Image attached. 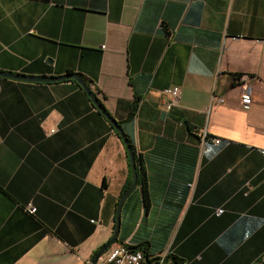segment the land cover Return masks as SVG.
Masks as SVG:
<instances>
[{"label":"crops","instance_id":"0c3cea01","mask_svg":"<svg viewBox=\"0 0 264 264\" xmlns=\"http://www.w3.org/2000/svg\"><path fill=\"white\" fill-rule=\"evenodd\" d=\"M0 71L79 74L122 125L138 182L117 243L264 264V0H0ZM243 74L256 77L250 104ZM131 175L77 81L0 76V264H88Z\"/></svg>","mask_w":264,"mask_h":264},{"label":"built area","instance_id":"2783aa9c","mask_svg":"<svg viewBox=\"0 0 264 264\" xmlns=\"http://www.w3.org/2000/svg\"><path fill=\"white\" fill-rule=\"evenodd\" d=\"M256 77L250 74H243L238 80V86L242 92V101L245 104H250L254 97V83ZM164 95L169 98L167 109L172 110L181 101L182 88L179 86H172L163 90ZM206 136V134H205ZM220 143V139H215ZM264 153V151H263ZM25 210L30 214L37 213V207L32 203L24 206ZM224 208H219L216 215L220 216L224 213ZM92 222H96L92 220ZM128 244H114L107 250L99 259L97 264H176L173 257L163 254L156 259L147 257V254L142 249H132Z\"/></svg>","mask_w":264,"mask_h":264},{"label":"water","instance_id":"95a60500","mask_svg":"<svg viewBox=\"0 0 264 264\" xmlns=\"http://www.w3.org/2000/svg\"><path fill=\"white\" fill-rule=\"evenodd\" d=\"M0 76L7 77V78H14L19 80H28V81H36V82H54V81H62L66 79H75L79 85L88 93L90 98L92 99L95 106L109 119V121L112 123L113 127L119 132L120 136L123 138L128 151L130 155L131 165H132V171H133V182L132 185L128 188V190L122 195L118 206H117V213H116V226L115 231L110 240H108L102 248L97 252V254L91 259V261L88 264H97L100 257L114 244L118 241V236L121 228V213H122V207L126 200V198L129 196V194L135 189L138 182V172H137V166H136V158L135 154L133 153V147L132 144L126 135L124 129L122 128V125L115 119L113 116L102 106L99 99L95 96L93 90L87 83V80L83 78L79 74L70 73L65 76H60L57 78L54 77H34V76H26L21 74H13L9 72H3L0 71Z\"/></svg>","mask_w":264,"mask_h":264},{"label":"trees","instance_id":"16d2710c","mask_svg":"<svg viewBox=\"0 0 264 264\" xmlns=\"http://www.w3.org/2000/svg\"><path fill=\"white\" fill-rule=\"evenodd\" d=\"M66 80H72V81H75V82H76L75 79H66ZM100 103L102 104V106L104 107V109H106L105 106H104V104H103L102 102H100ZM137 107H138V100H135V101L133 102V104H132V109H131L130 117L134 116V114H135V112H136V110H137ZM132 182H133V175L130 176L128 182L126 183V185H125V187H124V189H123V191H122L121 197H122V195L128 190V188L132 185ZM101 248H102V246H101V247H100V248L94 253L93 257L97 254V252H98ZM130 248H132V249H142V250H144L145 252H147V248L142 247V246H130ZM93 257H92V258H93ZM174 260H175V263H176V264H181V261H180L179 259H177V258L174 257Z\"/></svg>","mask_w":264,"mask_h":264},{"label":"rangeland","instance_id":"374dc122","mask_svg":"<svg viewBox=\"0 0 264 264\" xmlns=\"http://www.w3.org/2000/svg\"><path fill=\"white\" fill-rule=\"evenodd\" d=\"M110 248H111V247H110ZM110 248H109V249H110ZM109 249H108V250H109Z\"/></svg>","mask_w":264,"mask_h":264}]
</instances>
